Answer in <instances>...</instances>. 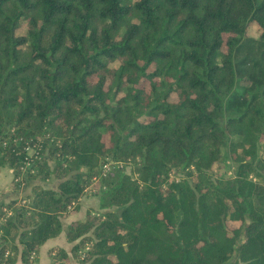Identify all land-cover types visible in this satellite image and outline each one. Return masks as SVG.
Listing matches in <instances>:
<instances>
[{"label":"trees","instance_id":"1","mask_svg":"<svg viewBox=\"0 0 264 264\" xmlns=\"http://www.w3.org/2000/svg\"><path fill=\"white\" fill-rule=\"evenodd\" d=\"M38 138L58 188L0 204V264L92 196L51 264H264V0H0V168Z\"/></svg>","mask_w":264,"mask_h":264},{"label":"crops","instance_id":"2","mask_svg":"<svg viewBox=\"0 0 264 264\" xmlns=\"http://www.w3.org/2000/svg\"><path fill=\"white\" fill-rule=\"evenodd\" d=\"M14 174L12 170L8 167L0 168V204L8 203L12 200L20 199L24 196H28L32 193V184H28L23 188V190L14 187ZM49 181V180H48ZM58 183L54 184V186H50L48 188H52L56 190L58 188ZM44 185V184H43ZM89 198V197H88ZM83 198L80 201V208L76 214L71 215L64 221V227L62 233L53 239L48 240L41 248L38 254H35L34 260L35 264H51V259L49 257L50 252L55 248H63L66 251L70 252L72 248V244L68 242L66 238V231L72 222L83 220L88 212L97 213L100 211V201L96 196H92L88 199ZM91 201L94 203V207L88 208L87 202ZM101 212V211H100ZM21 249V247H20ZM72 264H80L73 259H71ZM18 264H21L20 260Z\"/></svg>","mask_w":264,"mask_h":264},{"label":"built area","instance_id":"3","mask_svg":"<svg viewBox=\"0 0 264 264\" xmlns=\"http://www.w3.org/2000/svg\"><path fill=\"white\" fill-rule=\"evenodd\" d=\"M43 149V141L42 138H38L36 140H32L30 142H27V144L24 147L25 157L23 160V164L21 166V174L19 177H15L14 181L18 185V189L23 190L26 186V178L29 175H34L36 173L33 166L37 163V161H40L43 157L42 150ZM123 167V164L116 163L113 165L112 163H107L103 165L101 174L102 176H106L108 173L112 172L116 168ZM98 178H94L93 181L96 182ZM75 207V204L72 206ZM71 207V208H72ZM70 208V209H71ZM89 250V246L84 250V252L81 253L82 259L85 258L86 254L85 252ZM35 257V254L32 255V258Z\"/></svg>","mask_w":264,"mask_h":264},{"label":"rangeland","instance_id":"4","mask_svg":"<svg viewBox=\"0 0 264 264\" xmlns=\"http://www.w3.org/2000/svg\"><path fill=\"white\" fill-rule=\"evenodd\" d=\"M134 168H135V165L134 166L133 165L129 166L127 171L129 173H133ZM232 171H233V164L230 161H228L227 159H225L219 166L215 167L214 171L211 172V174L214 177L221 176V175H227L228 176V175L231 174ZM172 175L174 177H177V178L183 177V174L181 172H179V171L173 173ZM57 182L58 181L56 179L52 178L49 181H46L45 183H42V182L38 181V182H31L30 184H32V186H33L34 184L38 183V184H44V186L50 187V186H54V184H57ZM87 207L88 208L94 207V203L91 202V201H88L87 202Z\"/></svg>","mask_w":264,"mask_h":264}]
</instances>
